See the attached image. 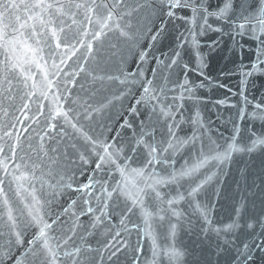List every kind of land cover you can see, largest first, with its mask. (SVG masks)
I'll use <instances>...</instances> for the list:
<instances>
[{
    "label": "water",
    "instance_id": "water-1",
    "mask_svg": "<svg viewBox=\"0 0 264 264\" xmlns=\"http://www.w3.org/2000/svg\"><path fill=\"white\" fill-rule=\"evenodd\" d=\"M13 2L22 5L32 0ZM218 2L210 0V7L216 8ZM241 3L242 0H235V11H230L227 19L209 16L204 24L202 15H197L193 24L189 9H176V15L183 19H170L158 10L157 0H123L118 11L127 13L121 24L130 25L126 31L132 39L118 38L117 33H110L103 44L94 46L95 51L88 58L85 70L75 78V86L67 84L71 90L70 99L79 98L78 103H69L65 107L73 109L71 115L84 133L116 149L123 148L125 155L134 142L141 139L158 148L166 147L169 141L177 144L178 141L169 134L170 127L179 141H191L195 136L194 144H185L176 152L169 149L163 155L159 151L156 153L162 160L167 157V162L154 166L162 175L195 162L201 143L207 145L210 140L224 143L222 138L232 136L234 126L240 129L238 143L241 146L251 145L258 138L264 139V43H261L264 41V25L253 10L241 9ZM8 15L14 26H18L15 25L17 15L22 20L26 18L22 6L11 9ZM245 17L249 19L245 20ZM81 18L77 17L78 20ZM241 23L243 29L239 27ZM193 32L196 34L195 44L192 43ZM154 35L155 40L152 39ZM141 53H146L143 60ZM16 55L23 60L30 54L18 46ZM84 56L85 49L81 48L67 61L65 71H76ZM173 59H176L175 64H172ZM33 70L39 79V70ZM71 79V76H61L62 90L64 81ZM148 81H151L150 85ZM145 87L155 91L145 94ZM148 95L159 97V101L149 100ZM173 97H176L175 101ZM50 101L51 96L45 105ZM25 102L17 94L15 100L0 106V137H3L0 145L7 152L8 146L19 137L23 153L18 152V156L25 155L28 171L32 170L33 163H37L40 165L36 169L37 176L41 171L48 173L50 170L52 174L46 175L45 179L63 185L60 195L53 196L47 186L41 188L38 180L31 181L42 201L45 218L50 217L49 222L58 218L57 224L53 225V234L63 239L68 229L75 228L73 240L66 247L81 248L78 264H151L152 240L144 234L143 218L138 212L131 217L139 225V232L127 231L121 225L126 203L124 197L117 199L114 196L106 214L96 220L99 215L97 197L101 196L102 188L110 189L112 183L120 179L119 174L110 171L111 166L97 169V157L91 152L85 153L89 162H82L79 155L84 150L83 137L63 120L57 122L54 130H48L43 115L35 122L25 119V115L31 117L37 113L36 103L30 105L29 111L22 108ZM88 105L91 119H85ZM257 105L261 107L257 108ZM168 106H171L172 115L164 117L160 109ZM6 131L12 136H4ZM45 131L47 135H44ZM139 152V160L132 161L131 167L145 166L148 156L143 144ZM203 173H214L213 179L202 190L204 194L197 197L207 209L211 223L205 221L195 206L180 201L172 205L178 215L168 210L161 213L163 220L154 215L150 221L158 248L173 245L183 252L180 264H264V248L259 247L264 244V147L253 152H234L229 162L217 165L213 161L201 169ZM189 182L187 179L182 181L184 184ZM23 183L26 187L29 184L28 181ZM142 183V178L134 174L128 176V187L133 191V184ZM10 187L13 206L22 209L20 198L15 196V183ZM160 191L168 193L170 189L165 187ZM21 195L31 201L28 193L22 192ZM175 195L172 190L171 196ZM169 198L165 196V200ZM89 206L93 207V213H86ZM161 206L169 208L166 203ZM66 208L67 213L64 212ZM149 210L156 211L155 207ZM233 221L239 226L228 229ZM249 224L253 227L249 228ZM0 231L4 232L0 236V246L11 247L12 252V258H5L3 264H15L17 258L23 259L24 264H33L31 256H23L27 245L17 246L7 227ZM24 231V240L27 241L35 229ZM118 232L120 235H116ZM9 239L13 241L11 245ZM138 241L139 252L136 250ZM245 245H248L247 249ZM157 264L168 262L161 256L157 257Z\"/></svg>",
    "mask_w": 264,
    "mask_h": 264
},
{
    "label": "snow or ice",
    "instance_id": "snow-or-ice-1",
    "mask_svg": "<svg viewBox=\"0 0 264 264\" xmlns=\"http://www.w3.org/2000/svg\"><path fill=\"white\" fill-rule=\"evenodd\" d=\"M122 2L123 0H112L111 3L108 0H32L30 3L23 2L22 5L13 2V0L0 2V9H2L0 11V106L6 101L15 100L17 94H20V99L26 100L22 105L23 109L30 111L32 103L37 105V113L31 117L25 115V119L35 122L39 116L43 115L47 121L46 128L48 130H54L57 122L63 120L65 124L79 132L84 140V150L80 151V160L88 163L89 158L85 153L91 152L97 157V169H101L102 166H111L110 171H114L120 176V179L112 183L110 189L108 187L102 188L101 196L97 197L99 207L96 211L99 212V215L96 216V220H101V217L106 214L109 201L114 196L117 199L124 197L126 203L122 210L121 225L127 231L136 230L139 232V225L131 217L138 212L143 218V223L146 226L144 234L152 240L153 261L151 264H157V257L161 256L167 259L168 264H180L183 252L177 250L173 245H168L163 249L158 248L157 237L151 231L150 221L153 216L156 215L163 220L164 216L161 213L168 210H172L174 215H178L172 209V205L185 201L190 206H195L204 216L205 221L211 223L208 220L207 209L197 201V197L204 194L202 190L213 179L214 173L213 175L201 174V169H204L213 161L217 165L229 162L234 152H253L257 148L264 147V139L258 138L252 141L251 145L241 146L238 143L240 129L234 126L232 136L222 138L224 143H220L219 140H210L207 145L201 143L195 162L162 175L155 170L154 166L167 162V157L162 160L156 153L159 151L163 155L168 153L169 149L176 152L185 144H194L195 136L191 141H179V138L175 136L170 127L169 134L178 141L177 144L169 141L166 147L158 148L155 144L144 143L141 139L135 141L128 154L125 155L123 148L116 149L113 145L93 139L84 133L76 119L71 115L73 109L65 107L69 103L76 104L79 100V98L70 99L71 90L67 88V84L72 83L75 86V78L79 72L85 70L88 58L95 51L94 46L97 43L103 44L109 38L110 33H117L118 38L132 39L126 31V27L130 25L122 26L121 24L124 15L127 14L118 11ZM157 3L161 14L170 19H183V17L176 15L175 10L178 8L189 9L192 12L193 24H195L197 15H202L204 24H207L209 16L227 19L229 12L235 11V0H219L216 8L210 7V0H199V2L197 0H157ZM21 6L26 12V18L22 20L17 15L15 25L18 26H14L8 14L11 9H19ZM240 7L241 9L253 10L255 17L264 25V0H242ZM155 11L156 9L153 10V14H155ZM78 16L82 18L78 20ZM248 19L249 17H245V20ZM68 21L71 23H68ZM73 26H76L75 30ZM201 27L203 28V25ZM239 27L243 29L244 24L241 23ZM191 34L192 43L195 44L196 34L194 32ZM152 39L155 40L156 36L154 35ZM261 43H264V41ZM18 46L30 55L23 60L19 59L16 55ZM81 48L85 49V56L79 68L76 71H65L67 61L71 60ZM145 55L146 53H141L142 60ZM176 56L179 57V53H176ZM175 63L176 59H173L172 64ZM34 68L40 72L39 79H37ZM185 68H187V65H185ZM253 70H256L255 66H253ZM246 75H251V73ZM61 76L72 77L71 80L64 81L63 90L60 84ZM112 78L109 77V79ZM123 82L121 81V83ZM147 83L150 85L151 81ZM180 87L183 88L184 85H180ZM154 91L150 87L144 88L145 94ZM161 92H163V89H161ZM50 96L51 101L48 105H45L44 102L49 101ZM147 98L159 101V97L155 95H148ZM181 98L183 97L181 96ZM175 99L176 97H173V101ZM139 102L137 101V103ZM87 107H90V105L86 106L85 119H91V113L87 112ZM260 107V105H257V108ZM153 110H155V106H153ZM160 111L164 117L172 115L171 106L161 107ZM18 122L22 123V121ZM24 130L26 131L27 128ZM44 135H47V131ZM4 136L11 137L12 133L6 131ZM2 139L3 137H0V140ZM19 140L20 138L17 137V140L8 146L7 152H5L4 146L0 145V221H3V223H0V229L4 227L10 229L9 236L15 237L14 242L17 246L24 247L25 244L27 245L23 256L25 258L31 256L33 264H66V262L67 264H78L81 259L79 256L81 248L72 247L70 249L66 247L73 240L75 228L68 229V234L63 239L53 234V225L57 224L58 218L51 219V222H49L50 217L45 218V213L42 211V201L36 195L37 189L31 181L38 180L41 188L47 186L53 196L60 195V188L63 185L52 184L45 179L46 175L52 174L50 170L48 173L41 171L40 175L37 176L36 169L40 168L37 163H33L32 170L28 171L29 165L26 162L25 155L18 156V152L23 153V147ZM41 140H43V136ZM141 144L147 150L148 159L144 162L145 166L131 167V162L140 158L139 148ZM72 147L75 148L76 145L73 144ZM101 149L102 151H100ZM132 174L143 180L142 184H133L134 191L128 187V176ZM2 177H11V179L6 181ZM61 179H63L62 176ZM185 179L190 182L188 184L182 183ZM24 181L29 182L27 187L23 183ZM13 183H15V196L20 198V203L23 205L22 209L14 207L9 197V191H12L10 186ZM6 185L9 187L6 188ZM67 186L71 187V185ZM165 187L170 189L168 193L160 191L161 188ZM172 190L175 191V196H171ZM22 192L28 193L31 201L28 200V197L22 196ZM165 196L171 198L165 200ZM46 203H51V201ZM74 203L75 201H73ZM85 203L89 202L85 201ZM164 203L169 206L168 209L161 206ZM153 207L156 209L155 213L149 210ZM67 211V208L64 209L65 213ZM93 212L94 209L91 206L86 209V213ZM21 225H23V228H21ZM238 226V222L233 221L231 225H228V229ZM248 227L253 226L249 224ZM28 228H33L35 231L32 233V237L25 241L26 232L24 229ZM3 235L4 232L0 231V236ZM116 235H120V233L118 232ZM12 243L13 241L9 239L8 244L11 245ZM244 247L247 249L248 245ZM259 247L264 248V244L259 245ZM136 250L141 251L139 241ZM5 258H12L11 247L3 248L0 246V264H3ZM15 264H24V261L17 258Z\"/></svg>",
    "mask_w": 264,
    "mask_h": 264
}]
</instances>
